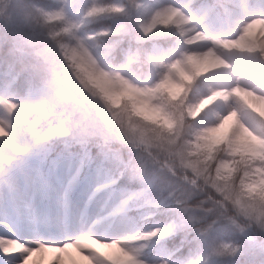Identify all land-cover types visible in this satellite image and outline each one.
Segmentation results:
<instances>
[{
  "label": "snow or ice",
  "instance_id": "obj_1",
  "mask_svg": "<svg viewBox=\"0 0 264 264\" xmlns=\"http://www.w3.org/2000/svg\"><path fill=\"white\" fill-rule=\"evenodd\" d=\"M0 264H264V0H0Z\"/></svg>",
  "mask_w": 264,
  "mask_h": 264
}]
</instances>
